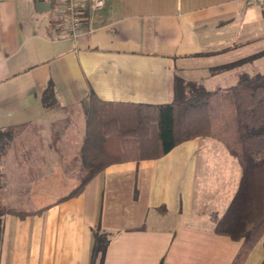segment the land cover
Returning a JSON list of instances; mask_svg holds the SVG:
<instances>
[{"label": "crops", "instance_id": "1", "mask_svg": "<svg viewBox=\"0 0 264 264\" xmlns=\"http://www.w3.org/2000/svg\"><path fill=\"white\" fill-rule=\"evenodd\" d=\"M88 9L84 32L73 39L61 3L0 0V205L30 212L0 216V264H91L97 225L113 233L104 264H232L242 241L217 234L213 215L226 211L241 174L229 180L236 159L213 138L185 141L161 158L110 165L80 195L36 211L86 174L80 152L91 94L165 104L177 76L208 90L235 85L241 74L258 71L249 62L214 69L264 56V7L105 0ZM260 42L255 49L263 50L250 54L248 46ZM49 82L58 104L45 108ZM203 171L211 177L206 183L198 182ZM261 247L244 264H253L256 252L254 264H262Z\"/></svg>", "mask_w": 264, "mask_h": 264}, {"label": "trees", "instance_id": "2", "mask_svg": "<svg viewBox=\"0 0 264 264\" xmlns=\"http://www.w3.org/2000/svg\"><path fill=\"white\" fill-rule=\"evenodd\" d=\"M88 8L86 3L81 14L84 27ZM257 56L214 70L227 71ZM42 102L45 108L58 104L52 82L44 90ZM89 102L80 152L86 174L68 193L36 213L80 195L88 182L110 165L161 158L185 141L208 137L223 143L241 167L239 187L232 201L222 215H213L215 232L242 241L232 264H244L257 244L264 245V73L241 74L235 85L216 90L177 76L174 98L165 104L112 103L101 101L95 94L90 95ZM6 213L25 216L30 212L0 205V216ZM93 234L91 264H104L113 233L97 225Z\"/></svg>", "mask_w": 264, "mask_h": 264}, {"label": "built area", "instance_id": "3", "mask_svg": "<svg viewBox=\"0 0 264 264\" xmlns=\"http://www.w3.org/2000/svg\"><path fill=\"white\" fill-rule=\"evenodd\" d=\"M51 2L61 3L66 11L67 25L66 30L73 39L80 37L84 28L80 11L88 3L91 10L101 9L105 5V0H50ZM245 6L264 7V0H242Z\"/></svg>", "mask_w": 264, "mask_h": 264}, {"label": "rangeland", "instance_id": "4", "mask_svg": "<svg viewBox=\"0 0 264 264\" xmlns=\"http://www.w3.org/2000/svg\"><path fill=\"white\" fill-rule=\"evenodd\" d=\"M262 42H260V43H258V44H254V45H251V46H248L249 48H251V53L250 54H253V53H256L258 50H263V48H261V49H255V46H258V45H260ZM254 50H256V51H254ZM256 61H253L252 63L250 62V63H248V65H249V67H250V69L251 70H253L254 68H255V70L256 71H260V72H264V56H262V57H260V58H256L255 59ZM206 140V139H205ZM202 141H204V140H202ZM209 141H212L213 143H216V145H222L223 146V144L222 143H220V142H218V141H216V140H209ZM234 164H235V168H232V174L231 175H229V180L230 181H236L237 179H239V176H240V174H241V172H240V165H239V163H238V161L237 160H235V162H234ZM235 169H237L238 170V172H237V170L235 171ZM215 174L217 175V174H219L218 172H215ZM211 179V177H210V175L208 174V173H206V172H201L199 175H198V182H200V183H206L208 180H210ZM14 195H15V193H14ZM18 201H20V203H16L17 205H20V204H23L22 203V201H23V198H21V200H18ZM17 201V202H18ZM9 206H11V205H9ZM263 247H261L260 248V251H263ZM257 254H256V257H255V259H254V261H253V264L254 263H256L257 262V260H259V252H256Z\"/></svg>", "mask_w": 264, "mask_h": 264}]
</instances>
